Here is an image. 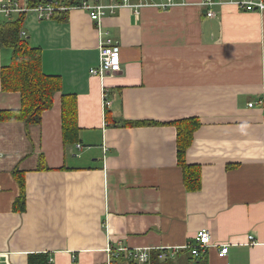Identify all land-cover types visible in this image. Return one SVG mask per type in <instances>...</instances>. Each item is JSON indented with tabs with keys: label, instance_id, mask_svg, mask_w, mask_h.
<instances>
[{
	"label": "crops",
	"instance_id": "obj_1",
	"mask_svg": "<svg viewBox=\"0 0 264 264\" xmlns=\"http://www.w3.org/2000/svg\"><path fill=\"white\" fill-rule=\"evenodd\" d=\"M141 1L138 16L122 7L101 19L120 62L102 77L89 72L99 30L86 10L69 8L65 22L27 12L21 34L62 85L39 124L0 120V264H27L34 252L50 264H104L107 248L181 249L200 229L228 244L223 258L207 249L206 264H264V11L212 0L207 16L201 0ZM9 60L0 44V68ZM63 94L76 98L79 127L66 146ZM20 105L18 92L0 88V112ZM184 118L199 121L185 152L200 166L192 192L169 124ZM142 120L157 123L124 124ZM15 167L24 172L23 212L13 210Z\"/></svg>",
	"mask_w": 264,
	"mask_h": 264
},
{
	"label": "trees",
	"instance_id": "obj_2",
	"mask_svg": "<svg viewBox=\"0 0 264 264\" xmlns=\"http://www.w3.org/2000/svg\"><path fill=\"white\" fill-rule=\"evenodd\" d=\"M82 0H27L25 10L12 14L6 21H0V44L10 50L8 64L0 68V88L4 92H18L20 94V108L0 112V120H19L26 125L39 124L43 111L51 108L53 95L61 90V78L45 74L41 69V50L29 44L28 39L21 34L23 22L30 9L39 5L54 7L49 18L59 22L68 19V10L77 6ZM154 121H126V125H150ZM176 127V157L182 170V179L187 191H198L201 187L200 166L188 164L185 152L193 139V132L199 126L197 118H184L169 122ZM61 126L62 140L66 146L78 142L77 104L71 94L61 96ZM47 169L46 167H40ZM12 175L19 186V196L13 203V210H25V180L24 172L15 167ZM159 250L150 251L149 261L143 264H206L203 260L204 252L193 255L189 249H179L174 257L158 258ZM47 253H29L27 264H48ZM110 264H138L125 257L122 253L110 256Z\"/></svg>",
	"mask_w": 264,
	"mask_h": 264
},
{
	"label": "built area",
	"instance_id": "obj_3",
	"mask_svg": "<svg viewBox=\"0 0 264 264\" xmlns=\"http://www.w3.org/2000/svg\"><path fill=\"white\" fill-rule=\"evenodd\" d=\"M27 1V0H26ZM168 3L161 4L162 8H166L171 2L168 0ZM239 6L243 7L246 11H264V0H240L237 2ZM213 4L212 0H201V5L206 9V15L212 16L213 13L207 7ZM147 3L142 2L141 0H82L77 6L83 10H86L89 14V18L96 23L97 29L99 30V41H98V55L99 62L96 67H93L89 70L91 75L102 77L107 74L116 73L120 70L119 62V51H118V42L114 41L110 36L104 32H100V22L101 19L106 16L116 12L118 8L126 7L130 9L133 14L136 16L139 15L140 8ZM54 7L52 5H39L36 6L30 11L37 12L39 18H49ZM25 10V8L19 6L16 2L11 0H3L0 3V17L4 16L6 18L11 17V14ZM252 102H249L248 105L252 106ZM76 152L73 153L74 156L77 155L81 149L80 144L75 145ZM252 239V236L249 237ZM250 244H253L251 242ZM211 247H218L217 256L223 258L228 253V244H220L217 246L211 242V237L207 229H200L196 232L193 241L185 244L181 249H189L190 252L198 256L200 252H205ZM107 252L113 254L110 248L106 249ZM159 259H164L166 257H174V254L179 249L172 248H159ZM125 251V257L137 262L138 264H143L149 261L150 251L148 248H135L131 250L123 249L117 251L121 253ZM104 264H110V256ZM51 260L48 261L50 264Z\"/></svg>",
	"mask_w": 264,
	"mask_h": 264
},
{
	"label": "water",
	"instance_id": "obj_4",
	"mask_svg": "<svg viewBox=\"0 0 264 264\" xmlns=\"http://www.w3.org/2000/svg\"><path fill=\"white\" fill-rule=\"evenodd\" d=\"M205 12H206V10H205Z\"/></svg>",
	"mask_w": 264,
	"mask_h": 264
}]
</instances>
